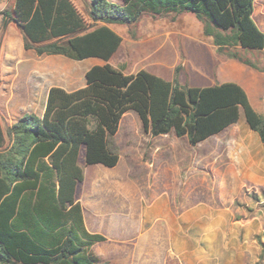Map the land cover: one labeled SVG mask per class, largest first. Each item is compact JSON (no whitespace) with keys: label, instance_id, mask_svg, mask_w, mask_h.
Segmentation results:
<instances>
[{"label":"trees","instance_id":"trees-1","mask_svg":"<svg viewBox=\"0 0 264 264\" xmlns=\"http://www.w3.org/2000/svg\"><path fill=\"white\" fill-rule=\"evenodd\" d=\"M121 2L90 0L86 19L72 0H14L2 20L13 22L23 49L39 57L108 62L122 43L110 26H137L145 14L190 13L202 23L218 56L264 72L259 60L264 58V33L252 18L254 0ZM179 71L175 68L173 80L165 81L145 70L125 75L108 63L96 65L86 71L82 88L51 87L40 118L24 115L5 129L0 122V264H109L92 251L105 238L87 232L81 206L73 202L82 173L67 181V197L56 167L77 157L80 146L86 166H116L119 155L111 141L126 112L136 113L152 137L173 132L190 146L236 124L242 113L264 142V116L239 85L181 86Z\"/></svg>","mask_w":264,"mask_h":264},{"label":"crops","instance_id":"crops-1","mask_svg":"<svg viewBox=\"0 0 264 264\" xmlns=\"http://www.w3.org/2000/svg\"><path fill=\"white\" fill-rule=\"evenodd\" d=\"M107 1L122 4L121 0ZM262 1L254 0L252 18L264 33ZM181 20H194L187 24L193 28L197 26L200 36L180 31L177 24ZM139 24L141 28L148 27L149 33H140L138 39H125L110 26L122 38V43L108 62L87 58L82 61L88 65L83 66L79 64L82 61L59 55L39 57L28 51L26 69L43 85L44 92L40 103L32 98L29 103L20 104L18 117L10 119V123L24 115L40 118L51 87L67 92L82 88L86 71L106 63L125 75L145 70L165 81H172L174 69L180 67L178 82L181 86L205 88L235 83L244 90L255 112L264 116V72L218 56L211 39L203 35L202 23L193 14L149 16L145 21L141 18ZM147 56L151 57V63H137ZM247 56L256 57L251 53ZM115 58L120 60L121 67L114 63ZM224 139H227L229 178L222 184L228 185L230 192L224 199L233 200L238 186L240 189L245 183L264 185V142L248 127L242 113L236 124L190 146L187 138H177L173 132L152 137L143 131L136 113L126 112L111 141L119 155L117 165L112 168L101 164L86 166L84 147H78L82 179L75 182L73 202L81 206L87 232L105 238L92 246L93 253L109 264H170L171 261L176 264H237L241 255L236 242V216L230 219L226 209L205 204L198 194L194 199L196 204H186L191 199L190 193L182 186L196 182L197 178L204 179L201 171L205 168V154L197 155L195 151L189 161V149L183 150L177 145L184 142L195 149L211 140ZM217 148L214 146V150ZM58 149L59 146L48 161ZM221 151L217 157L224 153ZM238 168L250 171L246 180L234 177ZM70 205L67 203L64 208ZM226 221L228 232L232 233L229 244L218 241L223 239L219 235L225 233L222 228Z\"/></svg>","mask_w":264,"mask_h":264},{"label":"rangeland","instance_id":"rangeland-1","mask_svg":"<svg viewBox=\"0 0 264 264\" xmlns=\"http://www.w3.org/2000/svg\"><path fill=\"white\" fill-rule=\"evenodd\" d=\"M72 2L87 19L86 9L90 0H72ZM13 4L14 0H0V122L3 129L11 125L10 119L18 117L21 111L20 104L29 103L32 98L40 103L44 92L43 85L38 84L32 77L31 71L26 69L25 63L28 60L29 52L22 47L23 42L19 29L13 22L3 23L2 13L4 11H12ZM260 6H264V1L260 3ZM261 14L264 15L263 7ZM149 16L151 15L145 14L142 19L145 21ZM192 22L194 20L191 22L181 20L177 27L180 31H188L191 34L194 33L195 36H200L197 26L193 28L191 25L189 27ZM187 23L190 24L188 25ZM113 28L125 39H138L140 33L142 35L149 33L148 27L143 26L141 28L140 24H137V26L114 25ZM198 45L201 44L198 43ZM30 52L34 53L33 51ZM91 60L99 61L98 59ZM259 60L261 67H264V58L259 57ZM151 61V57L147 56L140 59L137 63L146 65L151 63ZM114 63L121 67V62L118 58L114 59ZM79 64L84 66L88 65V62L82 61ZM33 86L38 88L34 90ZM177 145L183 150L186 147L189 149V161L195 151L197 155L205 154L203 164L205 168L201 171L204 179L201 181L200 178H197L196 182L192 181L188 186H182L183 190H189L190 193L191 199L186 204L189 206L196 204L197 201H194V199H196L198 194L205 204L226 209L230 214V219L235 215L237 221L236 242L241 255L237 264H264V185L254 186L245 183L240 189L239 186L237 187V194L233 200L224 199V196L230 193L228 185L222 184L223 181H227L229 178V171L226 168L228 159L225 152L227 139L217 140V142H212L211 140L195 149H191L184 142ZM214 146L218 147V150H214ZM221 150H224V153L217 157L218 152ZM56 168L59 172L60 180H63L62 193L68 197L69 186L67 181L70 177L73 179L82 173L78 157L72 155L70 162L59 164ZM249 173V170L238 168L236 173L234 172V177L246 180ZM222 229L225 230V233L219 235L223 239H218V241H224L225 244H229L232 242V233L228 232L227 221ZM170 264L176 263L171 261Z\"/></svg>","mask_w":264,"mask_h":264}]
</instances>
